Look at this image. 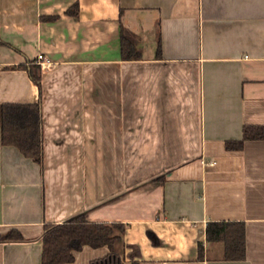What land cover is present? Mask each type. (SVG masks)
Returning <instances> with one entry per match:
<instances>
[{
    "label": "crops",
    "instance_id": "crops-1",
    "mask_svg": "<svg viewBox=\"0 0 264 264\" xmlns=\"http://www.w3.org/2000/svg\"><path fill=\"white\" fill-rule=\"evenodd\" d=\"M120 26L139 59H121ZM0 40V103L36 101L6 67L47 60L42 163L0 140V235L23 237L0 241V264H40L43 225L84 210L125 224L114 249L129 264L127 244L139 264H264V140L225 149L264 125V0H0ZM209 221L244 223L243 260L206 241Z\"/></svg>",
    "mask_w": 264,
    "mask_h": 264
},
{
    "label": "trees",
    "instance_id": "trees-1",
    "mask_svg": "<svg viewBox=\"0 0 264 264\" xmlns=\"http://www.w3.org/2000/svg\"><path fill=\"white\" fill-rule=\"evenodd\" d=\"M67 13L77 17L78 6L73 4ZM120 57L122 60L139 59L137 36L129 29L120 26ZM1 45V40H0ZM160 52V45L157 48ZM26 70L29 79L38 87L39 97L30 103H0V140L3 145L13 146L19 152L41 164L43 159V135L41 113V66L37 62H27L19 66ZM248 140H264V125L245 124L242 137L238 140L225 141V149L239 151ZM163 176L156 180L161 181ZM125 224L121 222H98L87 219L86 210L81 211L62 223L44 224L41 236L42 252L40 264H65L74 261V252L84 246L91 248L107 247L108 252L101 258L94 259L90 264H124L114 245L121 241ZM146 236L151 244H160L159 238L151 230L146 229ZM205 239L208 242L222 244V259L227 261L245 258V226L242 221H209L205 227ZM23 240L15 229L0 235V241ZM126 257L131 264H139L140 252L137 246L127 244ZM198 258H202L203 248L197 245Z\"/></svg>",
    "mask_w": 264,
    "mask_h": 264
},
{
    "label": "built area",
    "instance_id": "built-area-1",
    "mask_svg": "<svg viewBox=\"0 0 264 264\" xmlns=\"http://www.w3.org/2000/svg\"><path fill=\"white\" fill-rule=\"evenodd\" d=\"M36 60L39 62V64H41V65H47V60L45 59V58H43V56L42 55H38L37 56V58H36Z\"/></svg>",
    "mask_w": 264,
    "mask_h": 264
},
{
    "label": "rangeland",
    "instance_id": "rangeland-1",
    "mask_svg": "<svg viewBox=\"0 0 264 264\" xmlns=\"http://www.w3.org/2000/svg\"><path fill=\"white\" fill-rule=\"evenodd\" d=\"M129 252V251H128ZM120 257H121V259H122V261L124 262V264H129V263H126V261H125V259H124V257H123V255H119ZM131 264V263H130Z\"/></svg>",
    "mask_w": 264,
    "mask_h": 264
}]
</instances>
